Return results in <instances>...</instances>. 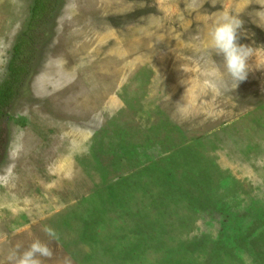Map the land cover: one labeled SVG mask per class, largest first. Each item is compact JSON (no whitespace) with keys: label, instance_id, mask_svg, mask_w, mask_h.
Here are the masks:
<instances>
[{"label":"rangeland","instance_id":"rangeland-1","mask_svg":"<svg viewBox=\"0 0 264 264\" xmlns=\"http://www.w3.org/2000/svg\"><path fill=\"white\" fill-rule=\"evenodd\" d=\"M32 1L0 0V84ZM223 3L248 0H65L2 123L0 264L37 239L53 250L43 264H264V227L252 255L226 253L218 221L187 197L198 192L167 194L209 165L225 199L264 198V67L250 58L235 90L208 75L221 58L205 52L207 31ZM260 7L241 13L240 42L264 59V28L248 14ZM188 146L199 160L184 174ZM164 157L171 168L151 170ZM227 175L235 186L219 187ZM117 183L120 202H108Z\"/></svg>","mask_w":264,"mask_h":264},{"label":"trees","instance_id":"trees-1","mask_svg":"<svg viewBox=\"0 0 264 264\" xmlns=\"http://www.w3.org/2000/svg\"><path fill=\"white\" fill-rule=\"evenodd\" d=\"M32 2L30 17L25 24L26 28L17 36L7 65L5 79L0 84V143H4L2 123L8 115V108L20 96L23 86L32 77L34 61L38 56V40L42 37V33H47V26L53 28L55 19L65 0H33ZM19 121L22 125L25 124V120L21 119ZM118 141V146L127 149L129 154L136 153L137 146L134 143L127 142L123 137L119 138ZM185 154H187V158L183 162L177 161L178 168L180 166L183 167L184 164L186 165V162H189L191 158L199 160L197 158L199 154L197 155L193 146H188L182 153L183 156H186ZM134 155L136 156V154ZM164 158H166V162L161 161L154 164L151 170L155 168L164 174L166 169L171 168V163L168 161L169 157ZM115 160L116 162H120V157L118 156ZM184 167L186 169L188 168V166ZM184 167L182 169L186 170ZM209 169L210 167L208 165L200 168L201 173L194 176L185 175L181 180V183L185 185H175L174 179L173 183L175 188L167 191V194L177 203L180 200H177V197H181L180 192L177 193V190L186 189L187 187L189 189H195L198 195L196 197L192 195L187 197H190V203L195 205L196 210L201 209L210 219L218 221L220 228L217 243L220 242V245L226 246L224 248L226 253L234 249L237 251L236 255L239 256L244 250H248L252 255V251L255 249L251 247L254 246L253 242H251L252 234H256L258 228L256 226L264 227V198L258 196L247 199L239 195H234L231 198L225 199L221 196L220 189L215 188V180L210 177H214L215 179L216 176L214 173L210 175L208 172L210 171ZM188 171L186 170L184 174H187ZM197 177L200 179L201 187H197L196 185L199 181ZM175 178L178 179L177 175ZM235 183L234 179L232 180V177L227 175L219 181V187L226 188L228 184L235 186ZM120 186L122 187L124 185L117 183L116 186L109 188L107 192L109 196L107 199L108 202H114L115 200L120 202L119 197L121 194L120 196L118 193L117 195L113 194L118 190L121 191ZM124 193L128 196V190L127 193ZM102 200L104 201L103 198ZM108 202L106 203L108 204ZM142 238L149 239L148 237ZM226 242L229 243L227 244Z\"/></svg>","mask_w":264,"mask_h":264},{"label":"clouds","instance_id":"clouds-1","mask_svg":"<svg viewBox=\"0 0 264 264\" xmlns=\"http://www.w3.org/2000/svg\"><path fill=\"white\" fill-rule=\"evenodd\" d=\"M253 0L241 7L239 5H227L223 3V9L216 11L213 24L207 31L205 52L214 57H220L218 63L214 59L216 69L208 73L217 83L235 90L247 80L253 65L249 63L250 58H256V67H264V59H260L257 47L241 43L248 38L250 33L245 29V21L241 13L248 8ZM261 7L249 12L252 22L264 28V0H254ZM215 5V3L213 4ZM44 231L50 238H58L56 232L51 228ZM53 250L48 243L35 240L31 245L21 251L14 249L8 255L9 264H43L44 259H50Z\"/></svg>","mask_w":264,"mask_h":264}]
</instances>
